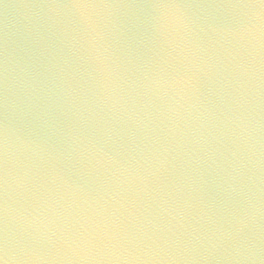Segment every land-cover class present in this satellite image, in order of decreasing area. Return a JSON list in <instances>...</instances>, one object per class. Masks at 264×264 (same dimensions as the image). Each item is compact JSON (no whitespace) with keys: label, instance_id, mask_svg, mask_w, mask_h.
Here are the masks:
<instances>
[{"label":"water","instance_id":"water-1","mask_svg":"<svg viewBox=\"0 0 264 264\" xmlns=\"http://www.w3.org/2000/svg\"><path fill=\"white\" fill-rule=\"evenodd\" d=\"M7 264H264V224L206 174L0 40Z\"/></svg>","mask_w":264,"mask_h":264},{"label":"snow or ice","instance_id":"snow-or-ice-1","mask_svg":"<svg viewBox=\"0 0 264 264\" xmlns=\"http://www.w3.org/2000/svg\"><path fill=\"white\" fill-rule=\"evenodd\" d=\"M261 3H264V0H261ZM0 264H5V259L4 258H0Z\"/></svg>","mask_w":264,"mask_h":264},{"label":"clouds","instance_id":"clouds-1","mask_svg":"<svg viewBox=\"0 0 264 264\" xmlns=\"http://www.w3.org/2000/svg\"><path fill=\"white\" fill-rule=\"evenodd\" d=\"M5 264H7V260L5 259Z\"/></svg>","mask_w":264,"mask_h":264}]
</instances>
